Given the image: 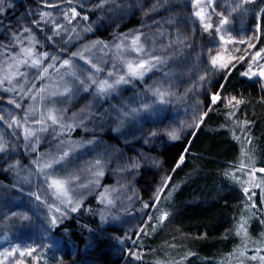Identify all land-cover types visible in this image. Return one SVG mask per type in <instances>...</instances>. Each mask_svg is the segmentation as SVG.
Here are the masks:
<instances>
[{"label":"rangeland","instance_id":"374dc122","mask_svg":"<svg viewBox=\"0 0 264 264\" xmlns=\"http://www.w3.org/2000/svg\"><path fill=\"white\" fill-rule=\"evenodd\" d=\"M255 2L195 0L191 13V0H0V264H49L45 249L52 264H141L135 239L172 173L165 145L194 136L227 64L264 87ZM199 27L207 37L187 42ZM53 179L69 181L66 196ZM90 201L96 225L65 227Z\"/></svg>","mask_w":264,"mask_h":264},{"label":"trees","instance_id":"16d2710c","mask_svg":"<svg viewBox=\"0 0 264 264\" xmlns=\"http://www.w3.org/2000/svg\"><path fill=\"white\" fill-rule=\"evenodd\" d=\"M255 1L251 6L257 9L262 0ZM197 15L193 14L196 20L205 21ZM136 23L129 21L122 32ZM260 25L264 29V11ZM206 28L190 29L187 42L194 43L198 31L207 37ZM262 45L264 33L258 42ZM243 70L242 62L227 64L215 83L218 99H208L210 108L194 136L165 145L163 162L172 173L135 239L141 264H264V87L244 77ZM92 205L90 201L80 207L65 227L75 230L79 222L96 225ZM72 237L83 245L76 232ZM41 257L52 264L56 255L45 249ZM98 261L130 264L132 258L122 263L103 253Z\"/></svg>","mask_w":264,"mask_h":264},{"label":"snow or ice","instance_id":"6c2138e0","mask_svg":"<svg viewBox=\"0 0 264 264\" xmlns=\"http://www.w3.org/2000/svg\"><path fill=\"white\" fill-rule=\"evenodd\" d=\"M77 15L76 11L73 10L72 11V16L75 17ZM86 18V17H85ZM27 31V29L25 30ZM136 41H133V44H135ZM22 52L26 53L27 55H31V49H22ZM158 59V58H157ZM26 61H21V63H25ZM32 65H37L39 62L38 60H32ZM68 62L65 61V64H67ZM215 63V61H214ZM138 67L139 68H144L145 65L144 64H138ZM129 68L130 70L135 73V69L132 68V65L129 64ZM45 71H47V69H45ZM142 74V73H141ZM264 74V73H262ZM111 75V74H109ZM121 80H124V77L121 76L120 78ZM119 82V81H117ZM112 85L110 83H108L107 81H104L100 84V91H104L105 88H110ZM216 97L213 96V101H215ZM49 118L52 120L53 123H56V118L52 115L51 112H49ZM3 149V145H0V150ZM65 156L67 155V153L64 154ZM56 163H59V160H56V159H52L51 161H48V162H45L43 164H40V161H37V164L40 165V170L41 171H44L45 169H48V168H52ZM45 175H49V173L45 172ZM52 175H54V173H52ZM69 181H66L64 179H53L51 184H50V187H55L57 189V192L59 195H63V196H66L67 195V190L65 189V185L66 183H68ZM75 209H73L74 211ZM55 222V221H53Z\"/></svg>","mask_w":264,"mask_h":264},{"label":"bare ground","instance_id":"6f19581e","mask_svg":"<svg viewBox=\"0 0 264 264\" xmlns=\"http://www.w3.org/2000/svg\"><path fill=\"white\" fill-rule=\"evenodd\" d=\"M260 19H261V18H260ZM259 23H260V22H259ZM259 38H260V37H259ZM167 92H169V91H167ZM127 98H128L127 95H126V96H125V95L122 96V99H123V100H124V99L126 100ZM130 108H131V109H134L135 111H139V109H138L139 106H136L135 104H133V106H130ZM175 118H179V117H178V116H175ZM120 130H121V129H120ZM90 141H91V140H90ZM91 142H92V141H91ZM113 151H114V150H113ZM114 153H115V151H114ZM97 157H98V155H97ZM98 158H100V156H99ZM67 172H68L69 176H70V173H72V171H68V170H67ZM68 174H65V175H68ZM119 178H121V177H119ZM119 178H118V179H119ZM123 182H125V181L123 180ZM126 187H129V186L126 185ZM72 234H73V232H72ZM72 234H71V235H72ZM19 253H23V252L21 251V252H19ZM49 253H52V252H49ZM23 254H24V253H23ZM17 257H19V258H24V259H25V254H24V255H18ZM25 260H26V259H25ZM27 261H28V258H27ZM27 261H26V262H27Z\"/></svg>","mask_w":264,"mask_h":264}]
</instances>
